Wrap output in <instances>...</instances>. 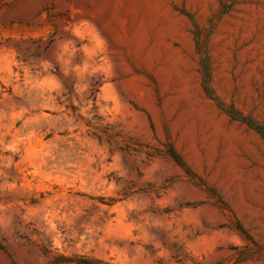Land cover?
<instances>
[{"label":"rangeland","instance_id":"374dc122","mask_svg":"<svg viewBox=\"0 0 264 264\" xmlns=\"http://www.w3.org/2000/svg\"><path fill=\"white\" fill-rule=\"evenodd\" d=\"M194 24L264 125V0H0V264H264V141Z\"/></svg>","mask_w":264,"mask_h":264},{"label":"trees","instance_id":"16d2710c","mask_svg":"<svg viewBox=\"0 0 264 264\" xmlns=\"http://www.w3.org/2000/svg\"><path fill=\"white\" fill-rule=\"evenodd\" d=\"M235 1L236 0H232V3H234ZM211 28L212 25L209 28H207V31H211L210 30ZM202 32L203 29H200L197 25L194 24L193 36H194L196 53L199 58V73L201 79L200 85L204 94L209 100L214 102V104L218 107V109H220L225 114H227L231 119L246 124L250 129L254 130L264 141V125L256 123L251 117L243 115L242 113H240L238 110H236L231 106L223 105L216 97L211 85V66L207 52V41L205 37L202 36ZM167 153L169 157L178 166L180 167L185 166L182 159L176 153V151L173 149L171 145H169L167 149Z\"/></svg>","mask_w":264,"mask_h":264}]
</instances>
